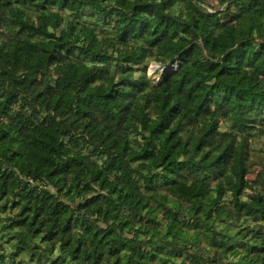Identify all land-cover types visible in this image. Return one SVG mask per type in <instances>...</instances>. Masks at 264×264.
<instances>
[{
    "label": "trees",
    "instance_id": "16d2710c",
    "mask_svg": "<svg viewBox=\"0 0 264 264\" xmlns=\"http://www.w3.org/2000/svg\"><path fill=\"white\" fill-rule=\"evenodd\" d=\"M0 264H264V0H0Z\"/></svg>",
    "mask_w": 264,
    "mask_h": 264
},
{
    "label": "rangeland",
    "instance_id": "374dc122",
    "mask_svg": "<svg viewBox=\"0 0 264 264\" xmlns=\"http://www.w3.org/2000/svg\"><path fill=\"white\" fill-rule=\"evenodd\" d=\"M157 70L158 71H161L162 69L160 70L159 69V66H157V65L150 66L149 75L152 76V77H154L156 80H158L160 78L159 75H158V73H157ZM255 177H256L255 174H252L250 176L251 179H254Z\"/></svg>",
    "mask_w": 264,
    "mask_h": 264
}]
</instances>
